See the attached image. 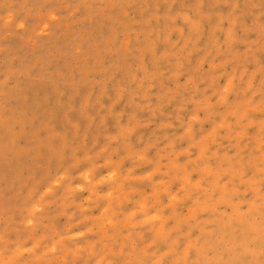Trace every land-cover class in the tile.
<instances>
[{"label": "rangeland", "instance_id": "1", "mask_svg": "<svg viewBox=\"0 0 264 264\" xmlns=\"http://www.w3.org/2000/svg\"><path fill=\"white\" fill-rule=\"evenodd\" d=\"M0 264H264V0H0Z\"/></svg>", "mask_w": 264, "mask_h": 264}]
</instances>
